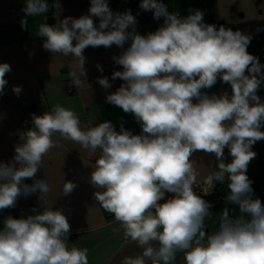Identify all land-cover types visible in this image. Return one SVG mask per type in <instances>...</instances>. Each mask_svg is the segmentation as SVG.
Returning a JSON list of instances; mask_svg holds the SVG:
<instances>
[{
  "label": "clouds",
  "instance_id": "1",
  "mask_svg": "<svg viewBox=\"0 0 264 264\" xmlns=\"http://www.w3.org/2000/svg\"><path fill=\"white\" fill-rule=\"evenodd\" d=\"M50 8L57 19L40 23L37 36L44 50L73 58L68 75L74 86L86 79L87 47L123 49L112 57L123 70L111 74L123 83L106 101L133 115L141 131L133 134L123 124L117 131L108 120L84 126L74 110L60 104L42 115L30 114L32 127L18 133L13 159L0 162V210L15 208L21 196L33 193L45 206L3 218L0 264H89L88 249L69 242L64 210L47 202L50 182L36 178L59 139L96 157L89 176L95 199L114 215L125 242L141 249L121 264H175L178 254L183 264H264V202L254 198L247 175L257 155L253 145L264 140V101L257 95L264 65L247 51L251 36L205 23L199 9L181 16L163 0H141L142 11L163 18L160 27L143 35L131 10L114 13L108 0H90L87 14L63 19L59 0L51 5L25 0L21 26L27 28V17L46 16ZM93 17L99 18L98 26ZM9 72L11 66L0 63V94ZM218 80L229 84L231 93L204 91ZM97 83L111 87L106 76ZM21 91L13 88L17 96ZM225 148L230 162H225ZM196 151L214 154L218 161L204 178L205 190L227 182L225 199L234 206L220 213L210 234L205 220L213 205L195 190L199 172L190 157ZM77 186L64 180L58 196ZM166 193L173 195L166 198Z\"/></svg>",
  "mask_w": 264,
  "mask_h": 264
},
{
  "label": "crops",
  "instance_id": "2",
  "mask_svg": "<svg viewBox=\"0 0 264 264\" xmlns=\"http://www.w3.org/2000/svg\"><path fill=\"white\" fill-rule=\"evenodd\" d=\"M138 1L108 0V4L114 13L130 9L136 16L138 33L143 35L155 31L163 24V18L156 20L151 11H142ZM48 2L51 5L53 0ZM59 3V19L68 16L78 18L87 14L90 7V0H59ZM163 3L169 11L181 16L199 9L204 13L205 23L249 34L251 41L247 51L257 56L264 65V0H163ZM24 6L25 0H0V63L6 62L11 66V72L5 75L8 83L0 94V162L7 163L13 159L14 146L19 143L18 133L32 127L30 114L42 115L56 104L74 110L84 126L90 121L96 124L108 120L117 131L123 124L133 134H139L141 128L133 115L124 113L121 108L106 101V95L115 92L123 83L119 78L111 79L114 71L123 70L112 59L123 49L116 45L110 48L87 47L83 53L86 57V79H82V85L76 87L68 75L74 64L73 58L44 50L43 38L37 36L40 23H55L56 10L50 8L46 16L27 17L28 27L24 28L21 26L25 19ZM93 19L98 26L99 18ZM129 44L130 41L124 48ZM97 65L103 68V72L98 70ZM102 76L109 78L110 88L104 89L97 83ZM15 86L22 87L19 96L13 92ZM222 90L231 93L230 85L218 80L211 89L204 91L219 95ZM257 95L264 101V84L258 89ZM261 141L253 145L257 155L248 166L264 155V142ZM224 152L225 162H230L232 158L228 149L225 148ZM95 158L78 144L59 139L58 146L45 157L44 166L37 172L36 178H46L50 182L52 190L47 202L54 209L64 210L71 226L69 242L88 249L89 264H121L125 256L137 255L141 249L131 241L125 242L123 229L115 221L114 215L106 212L96 201L94 193L97 189L89 183L90 166L94 164ZM190 159L196 161L199 172L197 183L203 182L211 168L218 164L214 154L203 151L194 152ZM64 180L73 181L78 186L71 194L58 196ZM24 182L32 184L33 180L25 179ZM262 183L264 180L260 183L264 191ZM216 190L222 194L228 192L227 182L217 184ZM171 195L166 193V198ZM209 202L213 208L205 220V226L210 234L218 227L220 213L230 204L226 200L216 207V201ZM44 206L36 193L21 196L15 208L0 210V227L5 216L19 218L32 214L33 208L43 209ZM175 264H183L182 254H178Z\"/></svg>",
  "mask_w": 264,
  "mask_h": 264
},
{
  "label": "trees",
  "instance_id": "3",
  "mask_svg": "<svg viewBox=\"0 0 264 264\" xmlns=\"http://www.w3.org/2000/svg\"><path fill=\"white\" fill-rule=\"evenodd\" d=\"M247 175L249 179L252 181V188L254 190V198H259L262 202H264V191L260 188V183L264 180V155L260 156L253 164L248 166ZM227 194L216 192L209 198H205L207 201H216L220 206L222 203L221 197H225ZM234 206H229V208Z\"/></svg>",
  "mask_w": 264,
  "mask_h": 264
},
{
  "label": "built area",
  "instance_id": "4",
  "mask_svg": "<svg viewBox=\"0 0 264 264\" xmlns=\"http://www.w3.org/2000/svg\"><path fill=\"white\" fill-rule=\"evenodd\" d=\"M140 1H138V6L140 5ZM28 105V104H27ZM216 188H217V185H214L212 187H208L207 190H205V186H204V183L203 182H198L197 183V186H196V192L198 195H201L203 196L204 198H209L211 197L215 192H216ZM173 195V194H172ZM171 195V196H172ZM170 196V197H171ZM169 198V197H168ZM221 200L222 201H226L225 197H221ZM163 201H161L162 203Z\"/></svg>",
  "mask_w": 264,
  "mask_h": 264
},
{
  "label": "rangeland",
  "instance_id": "5",
  "mask_svg": "<svg viewBox=\"0 0 264 264\" xmlns=\"http://www.w3.org/2000/svg\"><path fill=\"white\" fill-rule=\"evenodd\" d=\"M261 141V140H260ZM261 142H264V140H262ZM258 145H260V144H258ZM262 187H264V183H262ZM211 221V220H210Z\"/></svg>",
  "mask_w": 264,
  "mask_h": 264
}]
</instances>
